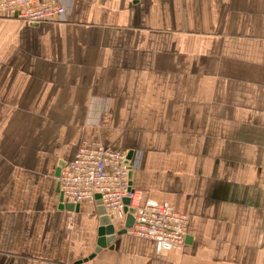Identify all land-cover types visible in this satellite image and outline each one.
Segmentation results:
<instances>
[{
	"label": "crops",
	"instance_id": "0c3cea01",
	"mask_svg": "<svg viewBox=\"0 0 264 264\" xmlns=\"http://www.w3.org/2000/svg\"><path fill=\"white\" fill-rule=\"evenodd\" d=\"M67 1L61 22L0 17V264L95 251L96 201L71 230L59 207L84 140L190 217L180 248L127 231L82 264H264V0Z\"/></svg>",
	"mask_w": 264,
	"mask_h": 264
},
{
	"label": "built area",
	"instance_id": "2783aa9c",
	"mask_svg": "<svg viewBox=\"0 0 264 264\" xmlns=\"http://www.w3.org/2000/svg\"><path fill=\"white\" fill-rule=\"evenodd\" d=\"M70 5L67 0H0V17L30 23L61 22L67 19ZM127 155L101 141L84 140L57 177L63 202L80 204L95 201L100 195L112 219H125L132 210L135 221L128 232L153 240L158 252L182 247L187 241L190 216L168 201L144 197L142 190L131 186L132 166L127 163Z\"/></svg>",
	"mask_w": 264,
	"mask_h": 264
},
{
	"label": "water",
	"instance_id": "95a60500",
	"mask_svg": "<svg viewBox=\"0 0 264 264\" xmlns=\"http://www.w3.org/2000/svg\"><path fill=\"white\" fill-rule=\"evenodd\" d=\"M131 155H132L131 153L127 155L128 164L130 163ZM65 163H66L65 161L60 162L56 170L57 177L60 175L61 168L65 165ZM132 172L133 170L131 169L129 173L131 186H132V182H131ZM95 201L97 203V208H98V213H99V228H98L97 245H96L95 251L90 256L86 257L83 260H78L74 264H82L83 262H86L87 260L92 258L95 255V253L100 251L102 248L107 247V246H112V243L114 242L116 236L118 234L126 233L128 231V228H131L134 224L135 218L132 214V210H130L131 212H129L126 217L125 227L120 230H117L115 225L113 224V220L111 216L108 214L107 209L105 208L103 204L101 196L97 195ZM125 203L129 204L130 199L126 198ZM59 207L62 209L65 208L67 210L76 211V212H78L80 209L79 204H74L72 202L64 203L62 194L60 196Z\"/></svg>",
	"mask_w": 264,
	"mask_h": 264
},
{
	"label": "rangeland",
	"instance_id": "374dc122",
	"mask_svg": "<svg viewBox=\"0 0 264 264\" xmlns=\"http://www.w3.org/2000/svg\"><path fill=\"white\" fill-rule=\"evenodd\" d=\"M75 211L73 213H70L67 217V222H66V226L69 230H71L74 227V223H75Z\"/></svg>",
	"mask_w": 264,
	"mask_h": 264
},
{
	"label": "bare ground",
	"instance_id": "6f19581e",
	"mask_svg": "<svg viewBox=\"0 0 264 264\" xmlns=\"http://www.w3.org/2000/svg\"><path fill=\"white\" fill-rule=\"evenodd\" d=\"M126 219V218H125Z\"/></svg>",
	"mask_w": 264,
	"mask_h": 264
}]
</instances>
